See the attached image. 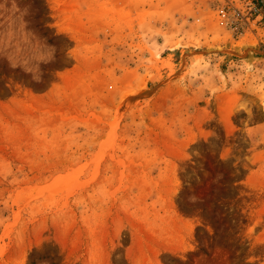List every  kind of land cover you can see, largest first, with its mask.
<instances>
[{
	"label": "rangeland",
	"instance_id": "374dc122",
	"mask_svg": "<svg viewBox=\"0 0 264 264\" xmlns=\"http://www.w3.org/2000/svg\"><path fill=\"white\" fill-rule=\"evenodd\" d=\"M257 2L0 4V264H264Z\"/></svg>",
	"mask_w": 264,
	"mask_h": 264
},
{
	"label": "built area",
	"instance_id": "2783aa9c",
	"mask_svg": "<svg viewBox=\"0 0 264 264\" xmlns=\"http://www.w3.org/2000/svg\"><path fill=\"white\" fill-rule=\"evenodd\" d=\"M188 2H198L199 0H186ZM227 4H231V13L232 17L236 20L234 24L241 23L244 20V12L247 10L248 14H255L253 21L261 22L263 21V15L260 13L259 7L260 4L257 0H238V3H235L233 0H223ZM241 19V21H240ZM250 20V17L247 18ZM233 25V23H232Z\"/></svg>",
	"mask_w": 264,
	"mask_h": 264
},
{
	"label": "clouds",
	"instance_id": "9594fccd",
	"mask_svg": "<svg viewBox=\"0 0 264 264\" xmlns=\"http://www.w3.org/2000/svg\"><path fill=\"white\" fill-rule=\"evenodd\" d=\"M4 3V0H0V4ZM25 72H30V74L33 76V79L36 80L37 82H40L39 79H37L38 76L43 75V71L40 68H37L35 70H31L29 68H23Z\"/></svg>",
	"mask_w": 264,
	"mask_h": 264
},
{
	"label": "water",
	"instance_id": "95a60500",
	"mask_svg": "<svg viewBox=\"0 0 264 264\" xmlns=\"http://www.w3.org/2000/svg\"><path fill=\"white\" fill-rule=\"evenodd\" d=\"M262 1V3L264 4V0H261Z\"/></svg>",
	"mask_w": 264,
	"mask_h": 264
}]
</instances>
